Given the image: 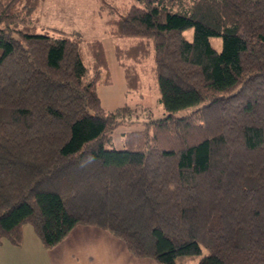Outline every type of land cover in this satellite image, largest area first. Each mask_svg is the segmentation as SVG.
I'll use <instances>...</instances> for the list:
<instances>
[{"label":"trees","instance_id":"16d2710c","mask_svg":"<svg viewBox=\"0 0 264 264\" xmlns=\"http://www.w3.org/2000/svg\"><path fill=\"white\" fill-rule=\"evenodd\" d=\"M101 1L107 33L138 36L114 45L127 89L149 73L164 111L106 147L135 107L101 105V39L0 0V242L30 222L50 248L93 224L158 264H264V0Z\"/></svg>","mask_w":264,"mask_h":264},{"label":"rangeland","instance_id":"374dc122","mask_svg":"<svg viewBox=\"0 0 264 264\" xmlns=\"http://www.w3.org/2000/svg\"><path fill=\"white\" fill-rule=\"evenodd\" d=\"M104 1L108 4L114 5L116 10L117 8H120V10L118 9L119 11H123L124 8H126L130 3L137 2V0ZM101 2V0H39L37 6L32 12V17L35 19L36 30L38 31H41L46 27L63 29L68 34L79 37L82 44L92 38L101 39L105 50L109 73L111 76V82L109 83H96V90L102 100L101 103L107 109L118 107L119 105H122L124 103L135 107L132 113L126 115L125 121L117 124L113 128V130L111 131L110 142L105 144L106 147L121 148L123 146V132L140 127L139 122H135V120H140L143 118L147 119L148 109H150V111L152 112V116L154 117L161 115L164 109L157 100L159 91L155 78L151 77L152 75H150L149 73H142V89H127L122 68L119 65L114 53V45L118 44L121 47H126L137 40L138 36L126 35L113 37L112 35L107 33L105 30L106 19L110 15H115L117 12L114 10H110L107 5L104 6L103 4H101ZM182 32L185 38H192V27H187L183 29ZM209 39L211 44L216 49L220 48V36H210ZM151 63L152 61H149V65ZM145 105H147L148 107ZM22 229L25 236L26 231H30L32 235H35L38 238L30 222H24L21 226V231ZM2 240L6 241L7 239ZM61 241L62 240H60L50 248H46L47 250H49L50 256L48 251L43 248L44 253H46V257L40 256L37 259L33 258L32 264H82V256H78L75 258H66L63 255L66 254L65 252H59L56 250V247L60 245L59 243ZM11 244L16 245L13 243ZM4 245L5 244L0 245V264H17L14 261H9L7 256L4 257V255L2 254ZM13 257L24 260H29L30 258L28 257V255L26 257L23 255H17ZM136 257V262L138 264H158L151 257ZM196 259V256L193 257L192 264H196Z\"/></svg>","mask_w":264,"mask_h":264},{"label":"crops","instance_id":"0c3cea01","mask_svg":"<svg viewBox=\"0 0 264 264\" xmlns=\"http://www.w3.org/2000/svg\"><path fill=\"white\" fill-rule=\"evenodd\" d=\"M123 243L106 229L96 227L93 224H77L62 239L56 250L65 252L66 254L63 255L66 258L82 256V264H138L136 262L137 257L132 255ZM1 244H5L2 249L4 257L7 256L9 261H14L17 264H32L33 258L46 257L43 249L45 247H43L39 237L32 235L30 231H26L25 236L22 229L19 244L12 245L7 240H2ZM47 251L49 253V250ZM17 255L25 257L28 255L30 258L24 260L13 257Z\"/></svg>","mask_w":264,"mask_h":264}]
</instances>
